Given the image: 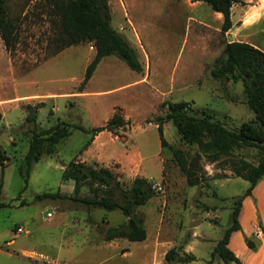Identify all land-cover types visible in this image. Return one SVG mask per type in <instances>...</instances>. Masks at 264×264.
<instances>
[{"label":"rangeland","instance_id":"rangeland-1","mask_svg":"<svg viewBox=\"0 0 264 264\" xmlns=\"http://www.w3.org/2000/svg\"><path fill=\"white\" fill-rule=\"evenodd\" d=\"M5 2L16 33L12 53L0 38V146L4 152L0 203L5 205L0 209V264H168L164 253L174 245L179 249L193 227H199L197 234L205 237L209 248H197L198 259L190 264H206L210 248L230 228L239 198H248L251 205L246 204L238 217V237L245 245L250 240L256 247L250 250L258 251L260 241L249 231L252 218L262 230V209L257 197L244 196L249 183L234 177L229 164L241 159L257 164V150H237L221 164L203 159L205 180L190 187L171 151L161 147L155 119L166 114L163 102H186L194 114L206 112L230 130L255 122L242 83L214 79L211 71L224 62L228 38L246 40L264 52V0H237L234 23L226 34L221 33L222 17L205 3L108 0L110 24L134 48L143 72L132 71L115 56L105 57L81 93L86 68L95 56L93 45L80 44L54 54L56 32L42 0ZM41 102L44 106L36 112V124L27 123L26 107ZM115 112L128 116L129 123L116 139L109 133L101 136L100 165L99 156L85 153L93 139L90 132ZM61 121L80 125L86 132L72 128L51 154H43L32 165L26 183L18 168L33 134ZM163 136L174 148L190 155L198 152L196 146L181 141L171 122L163 125ZM126 155H134L132 171ZM81 158L90 166L108 165L124 190L137 177L161 186L160 192L134 210L146 230L145 241L108 240L110 228L126 223L123 214L75 201L92 195L87 187L76 195L74 182L62 176L66 165ZM263 192L258 193L262 200ZM56 193L63 197L36 199ZM18 228L23 232L18 233Z\"/></svg>","mask_w":264,"mask_h":264},{"label":"trees","instance_id":"trees-1","mask_svg":"<svg viewBox=\"0 0 264 264\" xmlns=\"http://www.w3.org/2000/svg\"><path fill=\"white\" fill-rule=\"evenodd\" d=\"M209 5L214 13L222 15L221 33L226 34L232 28L231 11L237 0H191ZM46 7L51 25L56 35L54 54L80 44L91 43L95 48V56L86 68L80 86V93L92 78L101 60L115 56L123 61L132 71L143 72L134 48L124 37L111 26V13L108 0H42ZM16 24L9 18L5 0H0V38L5 49L12 53L14 50V35ZM225 60L221 66L211 71L214 79L226 78L241 82L244 88L246 104L255 114V122L243 123L238 129L230 130L206 112L200 116L193 113L186 102H163L166 108L164 116L155 119L162 148L171 151L174 162L190 187L200 185L204 179L201 162L205 159L210 164H221L232 158L234 152L243 148L257 150L259 161L253 164L246 160H230L231 172L236 178L249 183L245 197L251 196L252 190L264 177V52L245 42L235 41L226 43L224 47ZM44 106L38 103L27 106L29 111L25 118L27 123L36 124V112ZM171 122L176 128L181 141L186 145L196 146L198 152L189 153L170 146L163 136V125ZM128 122L120 112H115L103 126L91 130L92 138L101 132H109L117 136L124 130ZM72 128L85 131L80 125L58 122L49 129L34 133L29 142L23 165L19 166V174L24 173L27 183L32 165L45 154H51L55 146L70 136ZM3 150L0 146V163L3 165ZM62 178L74 182V193L77 195L84 187L89 189L91 197L76 198L75 201L88 207L120 211L126 218V223L107 231V239H126L130 242H143L147 234L134 210L144 206L155 193L149 182L137 177L130 188L124 190L115 174L108 168L90 166L85 162L72 161L65 166ZM60 194H43L37 200L61 198ZM243 198L234 202L231 214V226L223 238L218 241L210 253L206 264H212L218 256L224 264H240L234 253L228 248L231 234L240 230L238 221ZM5 205L0 203V209ZM256 238L255 236H253ZM257 239V238H256ZM249 249L255 250V245L246 240ZM179 249L172 248L164 256L166 263L188 264L196 260L193 255L179 254Z\"/></svg>","mask_w":264,"mask_h":264},{"label":"crops","instance_id":"crops-1","mask_svg":"<svg viewBox=\"0 0 264 264\" xmlns=\"http://www.w3.org/2000/svg\"><path fill=\"white\" fill-rule=\"evenodd\" d=\"M192 3L193 4H197V3H200V2H196V3L192 2ZM233 9H234V7L232 8V11H231L232 23H234L233 22V19H234ZM216 14L219 17H222L221 14H219V13H216ZM235 41L238 42V41H240V39L237 38V37L234 38V39H232V38L229 39L228 38V42L227 43L235 42ZM244 42L247 43L246 40ZM254 47H256V46H254ZM124 119L129 123V120H128L129 117L128 116H124ZM120 131H123V130H120ZM105 133H109V132H105L104 131V132H101L98 135H96L92 139L90 147L85 151V153L88 154V155L90 153H92V154H95L96 157L99 156V159L96 160V162L99 163V164H100L101 161H100V153H99L100 149L98 147V143L100 141L101 136H103ZM109 134L111 136H113V139L117 138V136H114L111 133H109ZM117 160L122 164V166L124 165V163H122L120 158H117ZM85 161H86V159L81 158V162H85ZM125 161H127L126 165L128 167V170L132 171L135 168V166H136V161L134 159V155H126ZM107 167H108V165L105 168H107ZM262 189H264V182L261 180V181L258 182V184L252 190V195L257 197V199H258V203L257 204L262 209V211H261V215H262V219H261L262 230L258 227L257 223L255 222V219L252 218V220L250 221V231H249L250 234L252 233L253 236H255L260 241V247H259L258 251L252 252L249 248H247V246L243 243L242 239L238 237V235H239L238 232L239 231H234L231 234L230 239H229L228 248L234 253L236 258H238V260L240 261V264H264V200L261 199L263 197H259L258 196V193H260V190H262ZM246 204L251 205V202H250V200L248 198L243 200V202H242V208H241V211H240V214H239V220L241 219V216H242V214H243V212L245 210ZM208 215L209 214L206 213V216H208ZM198 228L199 227H193L192 229H195V230L190 235V238L183 245L179 246V250H180L179 254L180 255L189 254V255H193L196 259H198L197 256L194 255L195 252H196V249L200 248V247L209 248L208 247L209 242H207L205 237L197 234V232H198L197 229ZM236 236L239 238L238 240H236L237 242L234 241V238ZM171 247L174 248L175 245L171 246ZM214 248L215 247H211L210 248L209 256H210V253L213 251ZM165 254H166V252L164 253V256H165ZM188 264H190V263H188ZM212 264H224V263L222 262V260L218 256H215ZM231 264H235V263H231Z\"/></svg>","mask_w":264,"mask_h":264},{"label":"built area","instance_id":"built-area-1","mask_svg":"<svg viewBox=\"0 0 264 264\" xmlns=\"http://www.w3.org/2000/svg\"><path fill=\"white\" fill-rule=\"evenodd\" d=\"M151 189L153 190L154 193L160 192V191L162 190L161 186H159V185H157V184L151 186ZM17 232H18V233H22V232H23L22 228H18V229H17Z\"/></svg>","mask_w":264,"mask_h":264}]
</instances>
